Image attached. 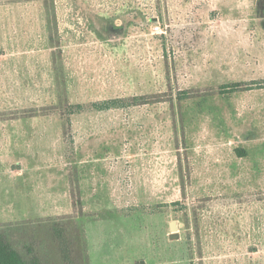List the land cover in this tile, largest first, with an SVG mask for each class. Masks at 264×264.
Returning <instances> with one entry per match:
<instances>
[{
  "label": "rangeland",
  "instance_id": "374dc122",
  "mask_svg": "<svg viewBox=\"0 0 264 264\" xmlns=\"http://www.w3.org/2000/svg\"><path fill=\"white\" fill-rule=\"evenodd\" d=\"M0 30L42 106L11 110L15 64L0 225L79 215L90 264H264V0H0Z\"/></svg>",
  "mask_w": 264,
  "mask_h": 264
},
{
  "label": "trees",
  "instance_id": "16d2710c",
  "mask_svg": "<svg viewBox=\"0 0 264 264\" xmlns=\"http://www.w3.org/2000/svg\"><path fill=\"white\" fill-rule=\"evenodd\" d=\"M239 86L233 85L235 90ZM139 100L138 97L111 98L94 102L92 106L106 111L139 104ZM71 108L72 114L85 111L84 104ZM0 264H90L86 232L80 216L62 215L0 225Z\"/></svg>",
  "mask_w": 264,
  "mask_h": 264
},
{
  "label": "crops",
  "instance_id": "0c3cea01",
  "mask_svg": "<svg viewBox=\"0 0 264 264\" xmlns=\"http://www.w3.org/2000/svg\"><path fill=\"white\" fill-rule=\"evenodd\" d=\"M69 13H70V11L66 12L67 15H69ZM1 48H2V50L0 51V93H2V94H4L5 92L8 93V92H10V90H12L10 92L12 95H13V93H15L14 90L16 89V87L10 85L8 82L10 72H11V70H13L15 68V64H18L16 66L21 65V63H25V66H27V64H30V65L33 64L32 66H30L29 70L24 71V72H20V78L19 79L22 81V82H20V87H23V89H25L26 92H25V94H23V98L18 97L17 100L13 103V105H11V110L15 109L16 111L21 110L23 112L29 111L31 109L40 110L42 106L39 103H37L35 95H36L37 89H38L39 93L41 92V85H40L41 81H40L39 71L36 72V69H38L35 66L36 61H32V59L34 57L33 56H24V55L9 56L7 54L12 53L13 50L10 51V48H8L7 46H2ZM5 48H6V50H5ZM28 52H31V51L29 50ZM18 57H20L21 60H17ZM4 79H6V82H4ZM36 79H38V80H36ZM18 92H19V89H18ZM7 110H10V109H7ZM22 114L24 115V113H21V115ZM202 218L205 219L206 223H212L213 219H215V216L209 215V217L203 216ZM258 251H260V250H258ZM255 252H257V251H255ZM222 255H225V254H222ZM210 256H219V252L218 253L214 252ZM107 258L108 257L106 256L105 259H107Z\"/></svg>",
  "mask_w": 264,
  "mask_h": 264
},
{
  "label": "water",
  "instance_id": "95a60500",
  "mask_svg": "<svg viewBox=\"0 0 264 264\" xmlns=\"http://www.w3.org/2000/svg\"><path fill=\"white\" fill-rule=\"evenodd\" d=\"M176 229H177V223L175 221H172L171 222V230H172L171 238L172 239H176L179 237L178 233L175 232Z\"/></svg>",
  "mask_w": 264,
  "mask_h": 264
}]
</instances>
